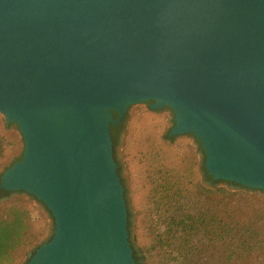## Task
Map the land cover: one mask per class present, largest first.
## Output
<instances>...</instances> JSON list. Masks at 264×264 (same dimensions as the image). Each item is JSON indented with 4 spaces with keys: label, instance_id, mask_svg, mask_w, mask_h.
<instances>
[{
    "label": "water",
    "instance_id": "1",
    "mask_svg": "<svg viewBox=\"0 0 264 264\" xmlns=\"http://www.w3.org/2000/svg\"><path fill=\"white\" fill-rule=\"evenodd\" d=\"M147 101L174 112L170 136L199 140L214 179L264 191V0H0V113L23 138L0 188L54 222L26 264H115L71 261L85 182L137 264L109 127Z\"/></svg>",
    "mask_w": 264,
    "mask_h": 264
},
{
    "label": "trees",
    "instance_id": "2",
    "mask_svg": "<svg viewBox=\"0 0 264 264\" xmlns=\"http://www.w3.org/2000/svg\"><path fill=\"white\" fill-rule=\"evenodd\" d=\"M162 109L150 108L149 102L135 107L130 115L131 121L124 144L127 168L131 175V186L135 188L132 205L136 210L137 221L134 242H131L130 239L129 241L133 247V257L137 264H161L167 259L164 253L165 249L173 247L171 240H168L167 237L170 236L174 241L182 242L185 238L194 236L200 229L205 230L207 227H211L215 216L210 213L209 206L211 205H206V203L204 205L207 193L214 197L213 206L216 205L217 192L222 195L223 200L233 196L223 190H206L201 187L199 184L201 171L208 174L204 167V153L202 165L197 169L192 158L186 155L188 148L183 144L181 136H170L169 133H166L158 138V131L163 126L159 117ZM127 117L128 112L126 111L124 120ZM8 125L17 127L15 123ZM110 134L112 155L116 161L115 147L119 139L112 124L110 125ZM185 136L193 137L199 146V141L192 134L186 133ZM15 144V139L4 134L0 129V165L9 151L15 148ZM199 149L203 151L201 146ZM22 154L23 149L7 168L20 160ZM116 164L118 165L117 173L120 176V165L117 161ZM208 177L214 183L226 182L215 180L210 175ZM120 181L123 183L121 176ZM10 194L11 191L0 188V199L8 197ZM29 196L28 200L15 198L0 204V264H13L18 256L25 253L28 248L36 246L46 234L45 221L42 218H34L32 214L31 200L42 202L32 195ZM192 198L194 201H191ZM195 203L197 204L195 212L184 208L188 204L194 205ZM127 213L129 217L128 209ZM158 223L162 224L165 229L158 231ZM129 227L130 222L128 221V232ZM168 227H171L172 230ZM212 232L214 233V229ZM249 232L250 235L257 233L254 229H249ZM255 242L260 241L256 240ZM134 243L137 245L140 255L137 254L138 250L134 248Z\"/></svg>",
    "mask_w": 264,
    "mask_h": 264
},
{
    "label": "rangeland",
    "instance_id": "3",
    "mask_svg": "<svg viewBox=\"0 0 264 264\" xmlns=\"http://www.w3.org/2000/svg\"><path fill=\"white\" fill-rule=\"evenodd\" d=\"M147 102L150 104L152 101ZM147 102L128 106V117L125 120L124 130L115 147L116 161L120 165V176L123 181L124 199L127 209L130 212L129 217L127 213V222H130L128 238L131 242H134L137 214L132 205L135 188L131 186V175L127 168L124 144L127 139V129L131 121V112L135 107H139L141 104ZM161 108L163 109L160 111L159 117L163 122V126L162 129L158 131V138L169 133L170 128L174 124V112L172 109L167 106ZM8 124L5 116L0 113V129L4 134L14 138L16 141L15 148L9 151L7 157L0 165V173L19 156L23 149V138L18 127ZM179 136H181L183 144L188 148L186 155L192 158L193 162L197 165V169L200 168L203 161V151L199 149L193 137H186L185 134ZM199 184L203 189L223 190L227 194H232L233 196L232 198L227 197V199L223 200L222 195H219L217 192L216 205L213 206L212 201L214 197L212 194L210 195L207 193L205 195L206 199L204 200V205L205 203L206 205L210 204V213H213L215 216L211 227H207L205 230L200 229L194 236L185 238L182 242L180 240L174 241L170 236L167 237L168 240H171L173 247H167L165 249L164 253L167 259L166 261H162L161 264H264V191L254 188L248 189L233 183L225 182L210 187L203 183L202 175L199 178ZM29 197V194L25 192H11L8 197L0 201V204L15 198L28 200ZM191 201H194V199L192 198ZM196 203L194 205L188 204L184 208H188L195 212L197 210ZM31 205L33 206V217L42 218L45 221L46 234H44L36 246L28 248L25 253L18 256L13 264H26L35 247L37 248L46 241L54 230L53 219L45 206L33 199L31 200ZM157 226L158 231L165 229L160 223H158ZM168 228L172 230L171 227ZM212 229H214V233ZM249 229H254L257 233L250 235ZM166 230L168 229L166 228ZM256 240L260 242H255ZM254 242L255 244H253ZM134 246V248L138 250L137 254L140 255L139 249L135 243Z\"/></svg>",
    "mask_w": 264,
    "mask_h": 264
},
{
    "label": "bare ground",
    "instance_id": "4",
    "mask_svg": "<svg viewBox=\"0 0 264 264\" xmlns=\"http://www.w3.org/2000/svg\"><path fill=\"white\" fill-rule=\"evenodd\" d=\"M55 118L56 120H61L64 119V116L58 115ZM88 186L86 182L82 184L79 196L80 201L77 202V207L83 209L84 216L83 220L79 219L76 221V228L81 234L76 238V231L73 233L77 244L71 251V261H110V259H116L115 264H126L125 259H120L118 256L116 246L112 247L110 244L112 242L110 233L111 220L105 214L107 205L99 203V209H95L94 203L91 202ZM102 227L104 233H100Z\"/></svg>",
    "mask_w": 264,
    "mask_h": 264
},
{
    "label": "flooded vegetation",
    "instance_id": "5",
    "mask_svg": "<svg viewBox=\"0 0 264 264\" xmlns=\"http://www.w3.org/2000/svg\"><path fill=\"white\" fill-rule=\"evenodd\" d=\"M126 113V112H125ZM125 113L123 114V116L119 119V121L118 122H116V123H111L113 126H114V128H115V130H116V133H117V135H118V139H120V136H121V134H122V132H123V130H124V125H125V120H124V117H125ZM112 114H113V117L115 118V119H117L118 118V113L117 112H115V111H113L112 112ZM110 124V125H111ZM109 130H110V127H109ZM111 135V134H110ZM196 139V138H195ZM198 140V139H197ZM199 141V140H198ZM112 142V141H111ZM199 147H200V143H199ZM113 149V148H112ZM205 156V155H204ZM117 168H118V165H117ZM206 170V169H205ZM116 171H117V169H116ZM207 171V170H206ZM208 173V172H207ZM118 174V173H117ZM119 175V174H118ZM201 175H202V178H203V183L205 184V185H207V186H210V187H212V186H216L218 183H214L213 181H212V179H210L209 177H208V175H210L209 173L208 174H206V172L205 171H201ZM211 176V175H210ZM120 177V176H119ZM212 177V176H211ZM213 178V177H212ZM214 179V178H213ZM216 180V179H215ZM225 183H230V182H225Z\"/></svg>",
    "mask_w": 264,
    "mask_h": 264
}]
</instances>
